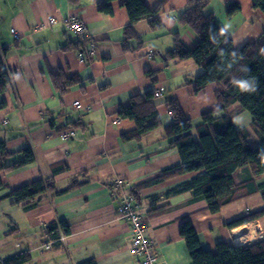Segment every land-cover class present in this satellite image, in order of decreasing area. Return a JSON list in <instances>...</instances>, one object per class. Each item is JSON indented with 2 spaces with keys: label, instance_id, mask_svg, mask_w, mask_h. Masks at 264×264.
Instances as JSON below:
<instances>
[{
  "label": "crops",
  "instance_id": "obj_1",
  "mask_svg": "<svg viewBox=\"0 0 264 264\" xmlns=\"http://www.w3.org/2000/svg\"><path fill=\"white\" fill-rule=\"evenodd\" d=\"M103 1L0 0V58L12 73L1 96L5 103L0 106V142L12 153L7 162L21 159L19 151L27 147L35 156L33 162L0 171L4 183L0 188V263L28 252L26 264H140V257L130 253V224L117 215L125 194H132L148 211L158 264H193L180 234L184 219L193 222L206 249L215 250L222 240L239 245L264 238V216L247 222L253 223L257 235L240 243L237 226L226 224L263 207L261 193L226 204L218 212H211L204 199L191 200L192 191L167 194L201 172L179 174L138 193L130 191L181 161L178 148L171 145L173 138L165 133L173 120L168 99L177 98L191 117L196 139L202 114L218 102L215 84L196 92L195 85L187 82L202 72L195 61L163 57L174 46L175 30L181 31L180 38L188 47L199 39L194 29L177 20L189 0L165 2L158 11L163 23L159 30H153L147 18L134 22V37L126 33L131 19L123 0L113 1L111 14L100 10ZM161 1L145 0L151 9ZM229 1L233 0H210L204 13L215 16L235 47L259 39L264 32V12L253 8V0H236L241 9L229 17ZM49 17L58 22L49 24ZM72 17L85 23L88 36L84 41L68 27ZM12 28L18 30L17 37ZM76 42L79 48L72 46ZM85 51H90L87 58L82 57ZM59 74L78 75L80 81L63 93L54 84L53 77ZM153 88L163 91L157 100L161 124L140 139L124 140L122 134L133 130L135 122L120 118L118 108L127 105L132 95ZM223 114L219 111L215 116ZM252 120L249 112L233 119L237 129H251ZM67 130L75 134L65 136ZM257 141L253 132L249 142ZM51 177L55 191L60 192H49L31 207L8 195L33 180ZM119 178L124 187L115 192L113 183ZM74 179L80 184L73 186ZM60 221L69 224L70 232L60 229L59 237L52 238L47 226ZM50 240L54 241L52 249L41 248Z\"/></svg>",
  "mask_w": 264,
  "mask_h": 264
},
{
  "label": "trees",
  "instance_id": "obj_2",
  "mask_svg": "<svg viewBox=\"0 0 264 264\" xmlns=\"http://www.w3.org/2000/svg\"><path fill=\"white\" fill-rule=\"evenodd\" d=\"M113 1L104 0L100 10L113 13ZM167 1L162 0L157 8L151 9L145 0H123L131 19L126 29L127 36H136L132 24L141 19H150L153 30L163 28L158 11ZM209 2L189 0L187 6L178 12L179 23L194 29L199 39L193 47H188L180 38L181 31L175 30L174 46L163 57L166 60H193L201 66L202 72L196 77H189L187 82L195 85L196 92L215 84L218 105L202 114L203 122L197 126L199 138L196 139L192 133L191 117L185 113L177 98H169L167 107L173 120L165 128V133L167 137L173 138L171 145L178 148L181 161L164 169L158 176L133 186L130 191L138 193L143 187L173 176L201 172L193 179L172 188L167 194L192 191L194 198L191 200L204 199L211 212H218L224 205L255 193H261L264 199V181L259 182L264 177V32L259 39L235 47L232 37L216 22L215 16L204 13ZM252 6L264 12V0H253ZM240 9L238 1H229L227 15L233 16ZM72 46L79 48L80 43L76 42ZM124 47L130 49L131 46L124 43ZM53 79L56 88L63 93L80 81L78 75L66 77L59 74ZM11 80L12 73L0 58V106L5 103L1 96ZM161 94H158L157 89H149L132 95L127 105L118 108L116 113L120 118L135 122L133 130L122 134L124 140L140 139L161 124L157 110V100ZM219 111H224V114L216 117ZM240 112L251 114V129L236 128L233 119ZM253 132L258 137L254 145L249 142ZM19 152L23 155L21 159L7 162L12 153L3 141L0 142V171L12 170L34 161L35 156L30 147ZM242 173L244 177H241ZM79 184L80 181L74 179L73 186ZM3 186L4 183L0 181V188ZM52 191L60 192L55 191L54 178H38L12 189L8 195L14 197L16 203L31 207ZM261 216H264V206L246 211L226 224L229 228H235ZM60 229L67 234L70 232L66 221L53 222L47 226L52 238L59 237ZM180 234L187 243L193 264H264V238L239 245L222 240L217 243L215 250L206 249L201 245L190 219L183 220ZM29 260V253L21 252L0 264H26Z\"/></svg>",
  "mask_w": 264,
  "mask_h": 264
},
{
  "label": "built area",
  "instance_id": "obj_3",
  "mask_svg": "<svg viewBox=\"0 0 264 264\" xmlns=\"http://www.w3.org/2000/svg\"><path fill=\"white\" fill-rule=\"evenodd\" d=\"M49 24H56V17H49ZM68 27L73 31L75 36L81 40H85L87 35V28L85 23L76 18L72 17L68 20ZM12 33L15 37L19 35L16 28H12ZM157 51L151 50V53ZM82 57L87 58L90 55V51H85ZM162 91L158 90V94ZM75 105L81 106L80 101H76ZM65 136L75 134L73 130H67L64 132ZM124 183L122 179H117L113 183V189L115 192L123 189ZM117 215L130 224L131 227V240L129 243L130 253L132 255L139 256L140 264H158L159 263V252L150 234L149 214L145 207H142L140 203L135 199L132 194H125L122 203L117 208ZM54 241L50 240L41 247L43 249H52Z\"/></svg>",
  "mask_w": 264,
  "mask_h": 264
},
{
  "label": "bare ground",
  "instance_id": "obj_4",
  "mask_svg": "<svg viewBox=\"0 0 264 264\" xmlns=\"http://www.w3.org/2000/svg\"><path fill=\"white\" fill-rule=\"evenodd\" d=\"M245 230H247L249 233L245 234ZM235 234L239 243L247 239H252L257 235L253 223H245L237 226L235 229Z\"/></svg>",
  "mask_w": 264,
  "mask_h": 264
}]
</instances>
